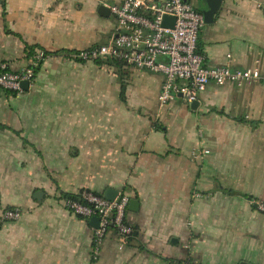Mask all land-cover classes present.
<instances>
[{"label": "crops", "instance_id": "0c3cea01", "mask_svg": "<svg viewBox=\"0 0 264 264\" xmlns=\"http://www.w3.org/2000/svg\"><path fill=\"white\" fill-rule=\"evenodd\" d=\"M120 1L0 0V62L48 54L28 91L0 89V264H91L95 228L64 196L108 189L138 204L132 235L111 229L94 264H264L251 204L264 201V85L209 84L195 107H163L161 75L77 61L109 40L100 7ZM198 50L264 76V0H223ZM12 208L20 219L3 220Z\"/></svg>", "mask_w": 264, "mask_h": 264}, {"label": "built area", "instance_id": "2783aa9c", "mask_svg": "<svg viewBox=\"0 0 264 264\" xmlns=\"http://www.w3.org/2000/svg\"><path fill=\"white\" fill-rule=\"evenodd\" d=\"M109 9L115 21L109 40L80 51L74 55L75 59L161 75L164 80L159 104L163 107L178 97L187 104H193L209 84L264 85V76L258 67L232 69L229 66L205 65V57L198 50L204 16L188 0H121ZM166 18L169 19L164 25ZM44 59V52H39L27 68L19 71L8 63L0 62V89L24 93L22 82L27 81L32 86L36 70ZM64 201L65 207L73 213L86 219L98 217L100 220L99 227L94 230L91 264L99 259L102 243L111 229H115L122 238L132 235V229L125 223L130 202L128 195L119 194L114 201H108L103 196L82 192L79 199L66 198ZM251 204L264 214V201L252 200ZM21 215L20 209L12 208L6 209L2 217L5 221H17Z\"/></svg>", "mask_w": 264, "mask_h": 264}, {"label": "water", "instance_id": "95a60500", "mask_svg": "<svg viewBox=\"0 0 264 264\" xmlns=\"http://www.w3.org/2000/svg\"><path fill=\"white\" fill-rule=\"evenodd\" d=\"M222 2L223 0H205V9H203L202 14L204 16V22L207 24L213 23L214 21V17L215 15L219 12V10L221 9L222 6ZM99 13L104 16V17H109L110 16V9L106 8L104 6L100 7V11ZM169 18H166V21L164 23V25H167V20ZM21 88L24 91H28L30 89V84L29 82L25 81L22 82L21 84ZM198 104V102H194L192 104V107H195ZM119 195L118 191L112 190V189H108L106 191V193L104 194V199L108 200V201H114ZM137 201L136 200H132L130 202V205H137ZM99 218L98 217H92L90 219V223L94 228H98L99 227ZM240 264H247V263H240Z\"/></svg>", "mask_w": 264, "mask_h": 264}, {"label": "trees", "instance_id": "16d2710c", "mask_svg": "<svg viewBox=\"0 0 264 264\" xmlns=\"http://www.w3.org/2000/svg\"><path fill=\"white\" fill-rule=\"evenodd\" d=\"M32 52V49H31V51H30V53ZM32 54V53H31ZM44 54H45V57L47 58V56H48V54L47 53H45L44 52ZM33 57V56H32ZM42 63V62H41ZM41 63L39 64V66L41 65ZM118 66H120V65H118ZM39 70V68L36 70V71H38ZM7 92V91H6ZM8 93H11V92H8ZM65 198H68V199H75V200H77V199H79L80 198V195H78V196H74V195H65L64 196Z\"/></svg>", "mask_w": 264, "mask_h": 264}, {"label": "rangeland", "instance_id": "374dc122", "mask_svg": "<svg viewBox=\"0 0 264 264\" xmlns=\"http://www.w3.org/2000/svg\"><path fill=\"white\" fill-rule=\"evenodd\" d=\"M115 22V21H114Z\"/></svg>", "mask_w": 264, "mask_h": 264}]
</instances>
